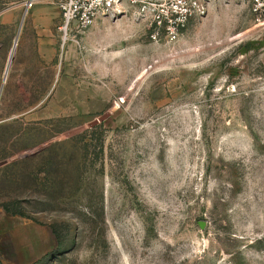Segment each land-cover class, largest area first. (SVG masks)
<instances>
[{
	"label": "rangeland",
	"instance_id": "rangeland-1",
	"mask_svg": "<svg viewBox=\"0 0 264 264\" xmlns=\"http://www.w3.org/2000/svg\"><path fill=\"white\" fill-rule=\"evenodd\" d=\"M22 1L0 0V264H264V9L212 0L164 44L134 9L79 32Z\"/></svg>",
	"mask_w": 264,
	"mask_h": 264
},
{
	"label": "built area",
	"instance_id": "built-area-1",
	"mask_svg": "<svg viewBox=\"0 0 264 264\" xmlns=\"http://www.w3.org/2000/svg\"><path fill=\"white\" fill-rule=\"evenodd\" d=\"M40 0H23L25 11L31 10ZM62 17V28L72 27L79 32L92 27L99 19L123 14L124 9H134L136 16L148 22L150 39L164 44L178 40L180 32L191 20L206 15L212 0H50ZM252 10L264 9V0H250ZM162 41V42H163Z\"/></svg>",
	"mask_w": 264,
	"mask_h": 264
},
{
	"label": "bare ground",
	"instance_id": "bare-ground-1",
	"mask_svg": "<svg viewBox=\"0 0 264 264\" xmlns=\"http://www.w3.org/2000/svg\"><path fill=\"white\" fill-rule=\"evenodd\" d=\"M63 30H66L65 28H63ZM64 41H65V38H64ZM12 55H13V52L11 53V57H12Z\"/></svg>",
	"mask_w": 264,
	"mask_h": 264
},
{
	"label": "trees",
	"instance_id": "trees-1",
	"mask_svg": "<svg viewBox=\"0 0 264 264\" xmlns=\"http://www.w3.org/2000/svg\"><path fill=\"white\" fill-rule=\"evenodd\" d=\"M14 215H18V214L15 213Z\"/></svg>",
	"mask_w": 264,
	"mask_h": 264
}]
</instances>
